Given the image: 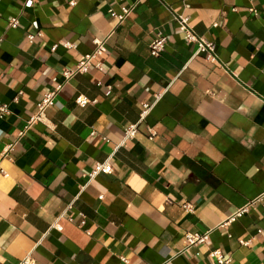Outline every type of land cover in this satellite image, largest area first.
I'll return each instance as SVG.
<instances>
[{
	"label": "crops",
	"instance_id": "1",
	"mask_svg": "<svg viewBox=\"0 0 264 264\" xmlns=\"http://www.w3.org/2000/svg\"><path fill=\"white\" fill-rule=\"evenodd\" d=\"M137 1L117 26L111 12ZM176 15L215 43L217 62L195 56ZM159 31L168 43L153 57ZM109 35L102 67L66 83L19 137ZM0 103V264H216L214 249L264 264V198L227 223L264 197V0H0ZM110 157L113 173L89 179ZM189 232L209 239L187 249Z\"/></svg>",
	"mask_w": 264,
	"mask_h": 264
},
{
	"label": "built area",
	"instance_id": "2",
	"mask_svg": "<svg viewBox=\"0 0 264 264\" xmlns=\"http://www.w3.org/2000/svg\"><path fill=\"white\" fill-rule=\"evenodd\" d=\"M29 3H37L40 0H26ZM137 3L132 5H123L121 7V12L116 13L114 11L111 12L113 19L116 21L117 26L120 25L136 8ZM250 12L257 14L256 9L251 8ZM175 19L179 24L180 31L184 34L185 43L187 45L195 44L197 46V51L195 56H202L205 60L210 62H217L218 55L216 52V45L212 41H208L201 37L191 26L190 21L187 17L176 15ZM20 25V21L18 17H15L9 21V26L11 28H18ZM217 26V24H216ZM33 27L38 30L39 25L37 22L33 23ZM37 35H41L40 32H37ZM36 35L29 34L28 40L33 42ZM109 37L104 39H95L94 50L85 55L83 59L77 64L75 68L66 69L63 72V83L58 84L54 89L44 95L42 101L37 104V112L35 115L30 119L27 123L25 129L19 134V137H22L24 133L35 123L42 122L45 119L46 111L50 107H54L57 105V97L65 87L66 83H68L72 78L77 75H85L89 72L91 68L100 69L102 67L101 57L106 52V44L109 40ZM168 38L167 36L159 31L157 33L156 38L151 42L149 46L150 55L153 57H159L167 47ZM68 44H65L67 46ZM57 46L53 47L52 50L55 51ZM101 86V83H98ZM111 87H107L106 96H110L111 94ZM76 103L80 107H86L89 104H96L97 100H91L85 95H79L76 98ZM151 109V105L145 104L143 105L142 117L145 118ZM9 113V108L7 104L0 103V117H4ZM138 132V125H130L126 128L124 140L133 139ZM107 140V139H106ZM108 142V140H107ZM113 163L111 157L105 160L104 162H99L96 164L95 169L89 174V179H94L98 175L101 174H112L113 173ZM102 198V197H101ZM263 196L259 197L254 201H250L244 207H241L237 210V212L229 219L227 223L235 221L237 218L244 216L250 210V208L255 205L256 203H263ZM264 205V203H263ZM183 208L185 210L193 211L191 205L184 204ZM227 223H224L225 225ZM209 239V233H192L189 232L185 235L186 241V248L189 249L191 247H196L198 245L204 244ZM243 245H248L247 242L241 241ZM210 257L216 260V264H229L230 259L226 258L223 252L220 249H214L210 252ZM125 264H130L129 260L122 259ZM19 264H36L35 260L31 256H26L22 260H20Z\"/></svg>",
	"mask_w": 264,
	"mask_h": 264
}]
</instances>
